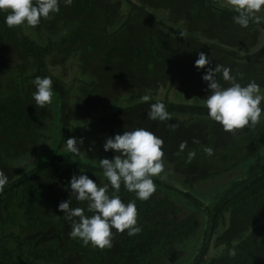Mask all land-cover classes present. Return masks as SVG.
I'll use <instances>...</instances> for the list:
<instances>
[{"label": "trees", "instance_id": "obj_1", "mask_svg": "<svg viewBox=\"0 0 264 264\" xmlns=\"http://www.w3.org/2000/svg\"><path fill=\"white\" fill-rule=\"evenodd\" d=\"M59 7L35 28H9L0 11V170L8 177L0 192V264H264V112L254 128L225 132L208 116L202 79L221 65L264 94V10L261 23L245 28L226 0H60ZM199 52L211 61L202 69ZM36 77L53 80L43 109L32 98ZM216 79L230 86L222 73ZM157 102L171 120L148 118ZM136 128L163 140L164 164L182 180L165 171L153 177L147 201L122 186L118 195L135 201L142 231L129 237L113 229L111 248L83 246L58 206L71 199L70 207L91 216L87 202L72 196L71 178L108 181L99 163L76 158L66 141L114 158L106 140ZM238 168L208 197L194 192Z\"/></svg>", "mask_w": 264, "mask_h": 264}, {"label": "clouds", "instance_id": "obj_2", "mask_svg": "<svg viewBox=\"0 0 264 264\" xmlns=\"http://www.w3.org/2000/svg\"><path fill=\"white\" fill-rule=\"evenodd\" d=\"M64 2L70 6L72 0ZM59 5L60 0H0V11L7 13L5 23L9 28L21 25L35 28L39 26L41 19H50L51 14L58 13ZM226 6L237 13L233 20L241 27H248L250 22L261 23L259 14L264 10V0H226ZM210 64L208 56L204 52H199L195 67L202 69ZM230 71L229 68L216 65L214 68L209 67L202 79L208 83L210 91V95L204 99L209 118L219 123L225 132L235 135L237 130L254 128L260 122L261 114L264 112V108L261 107L264 94H261L260 85L255 81L242 86ZM218 73H222L223 79L230 83L229 87H221L216 79ZM33 83L35 91L32 98L37 108L43 109L52 102L53 80L50 77H36ZM150 99L149 95L141 97L145 103ZM147 116L153 121L171 120L166 106L160 102L151 104ZM169 127L175 131L178 125L172 124ZM163 143L155 133L144 128L125 131L122 135L117 134L114 138L106 140L104 151L111 150L117 153L112 160L105 158L99 161L108 183L98 186L87 175H73L70 181L72 196L77 201L87 202V211L93 214L88 216L85 215L83 208L70 207L71 199L61 202L58 206L65 219L72 222L69 233L71 238L80 239L83 246L91 244L103 250L112 247L113 229L121 234L127 230L129 237L142 231L138 226L135 201L124 203L118 193L123 186L128 192L135 193L136 198L141 201H147L153 195L156 185L152 178L160 176L165 170ZM193 143L199 141L194 140ZM76 145L75 138L66 141V149L79 156L80 151ZM186 147L187 142H182L180 151ZM204 152L208 156L214 154L212 147H205ZM195 155L194 151L188 153L189 163ZM7 183V175L0 170V192ZM109 186L113 190L111 194ZM229 255L235 257L236 251L229 249Z\"/></svg>", "mask_w": 264, "mask_h": 264}, {"label": "rangeland", "instance_id": "obj_3", "mask_svg": "<svg viewBox=\"0 0 264 264\" xmlns=\"http://www.w3.org/2000/svg\"><path fill=\"white\" fill-rule=\"evenodd\" d=\"M77 148L80 151V155L79 156L75 155V157L78 159L91 160L94 163H99L100 160L105 158L109 160L113 159V157L101 153L100 150H98L96 147L88 146L86 150H83L81 147H77ZM50 150H51V145H48L47 147H42L40 152L44 154L45 152H49ZM29 160L34 162L35 157ZM164 166H165L164 171L169 172L170 176H172L174 179H177L179 181L182 180V178L174 172L173 166L166 163L164 164ZM242 170H243L242 168H238L233 170L232 172H229L228 174L221 175L206 182L197 184L194 187V192H196V194L200 196L208 197L209 193H211L213 190L224 187L229 181H231V179H233L234 176L239 175ZM187 254L189 253L187 252Z\"/></svg>", "mask_w": 264, "mask_h": 264}]
</instances>
